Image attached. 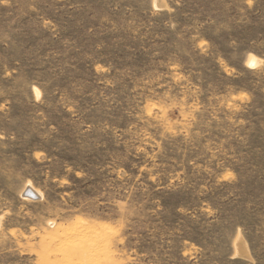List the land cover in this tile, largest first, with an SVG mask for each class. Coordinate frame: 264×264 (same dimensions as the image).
I'll list each match as a JSON object with an SVG mask.
<instances>
[{
  "label": "rangeland",
  "instance_id": "374dc122",
  "mask_svg": "<svg viewBox=\"0 0 264 264\" xmlns=\"http://www.w3.org/2000/svg\"><path fill=\"white\" fill-rule=\"evenodd\" d=\"M0 264H264V0H0Z\"/></svg>",
  "mask_w": 264,
  "mask_h": 264
},
{
  "label": "bare ground",
  "instance_id": "6f19581e",
  "mask_svg": "<svg viewBox=\"0 0 264 264\" xmlns=\"http://www.w3.org/2000/svg\"><path fill=\"white\" fill-rule=\"evenodd\" d=\"M252 62L254 63V60H252ZM25 192H26V197H28V199L29 198H36V197L39 198V194L34 189H32L31 187H29V189H26ZM239 251H241L242 253H244L242 249H240Z\"/></svg>",
  "mask_w": 264,
  "mask_h": 264
}]
</instances>
